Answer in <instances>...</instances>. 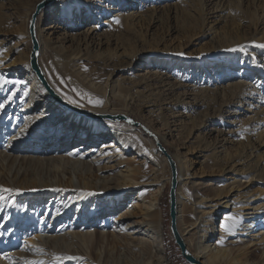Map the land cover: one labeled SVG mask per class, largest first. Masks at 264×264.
Here are the masks:
<instances>
[{"label": "bare ground", "instance_id": "6f19581e", "mask_svg": "<svg viewBox=\"0 0 264 264\" xmlns=\"http://www.w3.org/2000/svg\"><path fill=\"white\" fill-rule=\"evenodd\" d=\"M90 1L57 0L41 10L36 20L38 63L43 59L40 69L56 94L74 107L125 115L139 121L140 126L63 107L32 68L30 50H21L23 36L21 43L14 42L12 50L19 53L18 59L1 52L0 77L8 82H0V264H167L161 199L171 181V167L167 155L143 126L163 147L165 136L157 135L142 115L131 110L132 103L139 99L138 90L129 95L130 104L111 101L109 90L98 82L86 56V51L104 44L101 25H109L106 32L109 28L119 34L134 32L138 17L126 14L115 2H104L103 6V0ZM188 2L176 3L183 8ZM92 3L101 10L92 12ZM86 4L92 15H107L102 23L82 32L67 28L59 36H44L47 23L45 28L55 34L63 21L70 20L72 8L76 17H83L81 7ZM35 7L26 16L28 32ZM57 9L61 10L59 19L54 17ZM213 10L224 9L217 1ZM70 41L73 45H67ZM141 76L146 87H160L168 94L184 84L157 68L147 69ZM135 83L145 89L139 81ZM247 84L230 82L223 89L217 88L215 94L233 93L234 97L224 104L228 111L238 102L253 107L249 100L254 99L256 89L253 85L247 88ZM116 91L113 89L114 94ZM185 94L191 98V92ZM171 95L164 99L168 100L164 105L177 104L171 102ZM155 102L145 101L142 109L157 118L162 108ZM203 102L193 95L185 102L190 107L188 112L171 113L162 124L165 134L183 137L187 121L195 118L192 113L197 106H204ZM258 113L252 111L247 118L244 114L233 119L235 126L227 132L229 137L219 135L214 140L219 156L211 159L199 152L202 145L197 146L198 158L207 167L220 166L224 161L232 164L228 166L232 178L215 184L213 193L202 192L199 183L190 178V163L165 147L178 170V231L189 252L204 264H264V162L252 156L255 145L247 153L246 139H236L254 134L253 140L260 141L263 131L256 125L264 118L257 117ZM203 133L210 137L209 131ZM235 133L236 137L232 136ZM232 147L237 153H232ZM220 216L223 219L217 225ZM109 225L112 230H108Z\"/></svg>", "mask_w": 264, "mask_h": 264}, {"label": "rangeland", "instance_id": "374dc122", "mask_svg": "<svg viewBox=\"0 0 264 264\" xmlns=\"http://www.w3.org/2000/svg\"><path fill=\"white\" fill-rule=\"evenodd\" d=\"M179 1L181 0H133L130 3L129 0V3L124 5L127 0L121 3L120 0H103V6L104 2L107 4L115 2L113 4L123 9L126 14L138 17L136 20V22L139 21L138 27L134 32L119 34V32L111 31L113 30L111 28L106 32L109 25H101L99 31L104 34L100 38H104V44L86 51L89 59L87 64L94 70L103 89L106 87L109 90L113 103L130 104L129 95L134 91H139V99L132 103L131 110L142 115L143 119L157 131V135L165 136V147L182 158V161L190 163L188 170L190 178L199 183L197 186L202 192L210 194L215 192L216 185L223 184L226 179L232 178L233 175L228 171V166L232 164L224 161L225 163L221 162L220 166L207 167L203 164V159L198 158L197 146L202 145L203 149L199 148V152L203 151L205 155L213 159L219 156L214 150V140H218L220 136L229 137L227 132L235 126V123H232L233 119L242 117L244 114L247 118L252 115V111L257 110H259L257 117L264 118V0H189L183 8L176 3ZM217 1L218 5L222 6V10L224 9L223 12L213 10ZM38 2L40 0H0V53L6 52L12 59H18L19 53L12 50L14 42L21 43V36L24 41L21 43V50L31 52V40L26 35L28 32L26 16ZM91 5L95 8L92 12L101 10L93 3ZM87 8L88 4L81 7L83 17L82 15L76 17V9L72 8L71 21L69 18L63 21L62 28H59L55 34L48 30V27L45 28L50 24L47 23L44 26L46 29L44 36L50 38L59 36L67 28L74 33L82 32L94 23L99 25L102 23V18L107 16L103 15L100 18L96 14L92 15ZM87 12L88 15L85 16ZM60 15L61 10L57 9L55 19H59ZM13 35L17 36L19 41ZM71 44L73 45L71 41L67 43V45ZM169 54L171 58L168 57ZM28 59L30 61V54ZM168 60H171L170 63ZM42 62L43 59L39 60L40 65ZM156 68L170 73L174 77L173 80L183 82V87L176 88L174 95L173 93L168 94L169 91H164L160 87L150 89L146 87L145 81L141 80V74L147 69ZM132 76L135 79L130 81L129 78ZM136 80L145 89L136 86ZM243 81L248 83L247 88L253 85L257 91L253 94L254 99L249 100L254 103V106L251 107L249 104L244 106L237 101L238 103L231 106L228 111L229 108L224 104L234 97L233 93L228 91L217 96L215 91L217 88L223 89L230 82L243 83ZM113 89L117 90V94L113 93ZM185 90L192 93L188 94L191 98L197 94L206 102H203L204 106H197V111L192 113L195 118L187 121V130L183 133V137H171L165 134L166 128L162 124L171 113L190 110L185 102L190 101L191 98L186 97ZM102 92L106 91L102 90ZM57 95L61 97L60 94L57 93ZM170 95L174 96L171 102L177 104L164 105L168 101L164 99ZM178 97L184 100L179 101ZM151 99H156L155 104L162 108L158 114L159 118L150 115L148 109H142V104ZM62 100L72 105L65 99L62 98ZM62 106L65 107L63 104ZM163 106L166 108L163 109ZM240 112L242 115L238 116ZM256 128L263 131L257 143L253 140L254 134L250 137L247 135L236 137L237 133H235L232 136L236 139H246L248 148L245 151L247 153H250L252 146L255 145L252 156L264 162V119L256 125ZM202 131H209L210 137L207 138ZM177 139L183 140L178 141ZM231 151L234 154L237 153L233 147ZM169 189L170 180L161 199L167 264H189L181 255L180 248L170 231ZM122 208L120 207L119 210ZM218 219L220 221L217 225H220L223 217L220 216ZM108 227V230L113 228L110 225ZM227 231L231 229L227 228ZM106 249L110 248L107 246ZM111 249L113 253L117 252L116 248Z\"/></svg>", "mask_w": 264, "mask_h": 264}, {"label": "water", "instance_id": "95a60500", "mask_svg": "<svg viewBox=\"0 0 264 264\" xmlns=\"http://www.w3.org/2000/svg\"><path fill=\"white\" fill-rule=\"evenodd\" d=\"M57 0H42L37 3L35 10L31 16L30 24H29V33L31 37V43H32V51H31V56H30V61H31V66L38 75L39 79L42 81V83L47 87L49 93L54 97L56 100H58L60 103L63 105H66L67 107L80 111L83 114H86L91 117H106L110 119H122L125 120L133 125L140 126V124L133 119H131L128 116L125 115H118V116H111V115H98V114H93L88 111L78 109L65 101L61 99L59 95L56 94V92L53 90V88L48 84L46 81L45 77L43 76V73L40 69L39 63H38V51L40 48L39 41L37 38V33H36V20L43 8H45L47 5L55 2ZM143 130L147 133H149L151 136L154 137L157 145L160 147V149L167 155L168 161L171 167V181H170V189H169V215H170V231L172 233V236L176 242V244L179 246L181 255L185 258V260L189 264H204L201 260L197 259L192 253L189 252V250L186 247V244L182 240L180 233L178 231L177 227V185H178V180H177V166L175 161L171 158V156L168 154L166 151L165 147L161 145V142L157 138L156 135H154L148 128L143 126Z\"/></svg>", "mask_w": 264, "mask_h": 264}, {"label": "snow or ice", "instance_id": "6c2138e0", "mask_svg": "<svg viewBox=\"0 0 264 264\" xmlns=\"http://www.w3.org/2000/svg\"><path fill=\"white\" fill-rule=\"evenodd\" d=\"M0 82H3V83H7L8 81L4 80L2 77H0ZM74 102V101H73ZM97 103H100L99 101H97ZM6 191H11L10 189L9 190H6Z\"/></svg>", "mask_w": 264, "mask_h": 264}]
</instances>
